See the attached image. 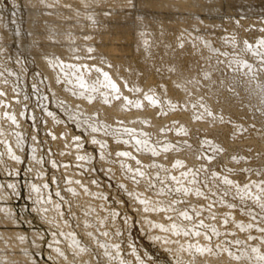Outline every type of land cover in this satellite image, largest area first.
<instances>
[{
  "label": "clouds",
  "instance_id": "9594fccd",
  "mask_svg": "<svg viewBox=\"0 0 264 264\" xmlns=\"http://www.w3.org/2000/svg\"><path fill=\"white\" fill-rule=\"evenodd\" d=\"M100 5L43 0L52 47H0V264H264V36L183 37L246 82L222 141L209 120L224 117L187 86L217 64L186 82L122 74L76 31Z\"/></svg>",
  "mask_w": 264,
  "mask_h": 264
},
{
  "label": "rangeland",
  "instance_id": "374dc122",
  "mask_svg": "<svg viewBox=\"0 0 264 264\" xmlns=\"http://www.w3.org/2000/svg\"><path fill=\"white\" fill-rule=\"evenodd\" d=\"M138 1L140 2L141 0H133V1L132 0H111V1L108 0L106 2L107 4L105 3V6L109 9H116V8H118V7H116V5L118 3L117 6H120L119 7L120 9H122V7H123L122 11H124L126 13H129L132 10V11H134V13L137 16L143 15V17H147V18H149L151 16L150 18H152V19H153L152 16L155 15V17H154L155 19H153V20H158V21L163 22L164 23L163 27H161L160 25H153L149 30H146L144 33H142L141 32L142 25L140 24V22L139 23L136 22L139 26L136 23L134 24L137 26V27L134 26L135 28L134 27H131L129 29L126 28L127 31L124 28H122V30L121 29L119 30V29H114V26H111V28L109 26V28L108 27L102 28V31H100L98 33L101 37H102V35H104V38L106 37V39H105L106 41L103 39V37L100 38V36L98 34H90V33L84 32L83 29L78 30L81 33V34L80 33H78V34L81 36L82 35H85V36L93 35V36H91L92 37L91 41H88V43L95 42V44H96V42L98 41L96 45L102 44L104 47H105L104 43L105 44L107 43L106 49L109 48L108 49V50H110L109 53H112L113 50H114L113 53L117 52L116 54H108L107 55L108 58L111 60L113 67L117 68V69L120 68L119 70L121 71V73L122 72L124 73L125 69L131 68L133 70V78H135V69L138 67H140V68L148 67L150 69V71L145 72V75H144V77H142V79H145L148 82H152L158 73L161 75L166 73L168 66H172V67L175 66V68L178 69L177 76L175 78L178 79L179 81L186 82L187 81L186 78L187 77L189 78L194 74L196 75V79H198V77H199V79H201L202 73H203L201 71L205 70L204 68H206V64L207 65L217 64V61H216V59H209L206 62L205 57L207 56V53L203 50L199 51L200 52L199 53L196 48H194L191 44H189L186 40L183 39V37L189 32H192L194 35H205L207 37H219L220 35H223L227 32L236 31L241 36H247L249 39H252V40H254L257 37L264 36V31H260L261 28H264V11L261 12V10H260V11L256 12L257 10H255V11L253 10V12L250 11L249 13H247V11L245 13H244V11L239 12V10L232 8L234 6V5H231L234 2L232 0H230V1L229 0H217V1L216 0H213V1L206 0L207 2L205 0H203L204 2L202 0H197V2L199 1V3H201L199 6L192 4V3L188 4L187 3L188 1H185V3H187L188 7L189 6L193 7V9H192L193 11L190 9H187V10L186 9H174V8L171 9L170 6L164 7L167 3V0H164V1L156 0V1H159L158 3H160L157 6H155L156 9L154 7H148L147 8L148 10H146L145 6H141L138 4L139 3ZM142 1H146V0H142ZM175 1H177V0H175ZM214 1H216V2H214ZM26 2H28V1L27 0H0V21L3 20V21H7V23H9L7 25L5 24L6 25V27H5V25L3 24L5 22H0L1 23L0 24V32H1L0 47L3 46V43L6 41L4 44H5V46L7 45L6 47L8 48L9 51L7 50L5 52V55H7L9 57H15V56L19 55L21 57H24L25 60L27 61V60L33 58L34 53H36V51L34 50L35 52L33 51V54H32V52H31L32 50L26 48L27 45H28L27 46L28 48H31V41L32 40L29 41L28 37H29V35L31 38H33L34 35L39 37L41 32H40V29H38L32 25L33 23H30L31 21L37 19L36 17H34L32 15V13L35 14V12H36L35 10H37L36 6L38 3L36 5L35 4L28 5V3H26ZM209 2H211V3H209ZM120 3H121V5H119ZM127 3L130 5H127ZM212 3H214V4L216 3L215 6ZM109 4H111V7L112 6L113 7L111 8ZM161 4H162V6H161ZM201 5H202L203 9H202ZM207 5H208V7H207ZM218 5H219V8H218ZM33 6H35V7H33ZM211 6H212V8H209ZM102 7L103 6L101 5L100 8L97 9V11L102 10ZM106 7H103V9ZM144 7H145V9H144ZM162 7H164L165 9ZM167 7H169L170 9ZM204 8H206V10ZM214 8L217 9V11L213 10ZM140 9H141V11H140ZM143 10H144V12H142ZM27 12L28 13L30 12L31 14H29V15L27 14V17H25ZM138 12H140V13H138ZM14 14H16V16ZM157 17L162 18V19H158ZM30 18H32V19H30ZM40 19H42V18H40ZM171 19H173V20H171ZM186 19L189 22L196 20V21H200V22L205 23L204 21H206L205 24H207L208 26L211 27L212 25H210V24H213V25L215 24L217 27L212 29V28H209L206 26L207 28L203 27L202 28L203 30H202L201 28H199V29L194 28L193 29L192 27L189 28L187 26H180L181 24L178 25V23H180V22H184L187 25L188 22L185 21ZM15 20H17V21H15ZM20 21L22 22V24ZM177 21H179V22H177ZM237 21H239V27L237 26V23H236ZM41 22L44 24V22H46V21H41ZM175 22H177V23H175ZM219 23H220V26H219ZM25 24H27V25H25ZM30 25L32 26V28L34 27V30L31 28L32 30L30 29V32H29L28 28L30 27ZM2 27H4V29ZM1 28H2V30H1ZM170 28H171V30H170ZM204 28H205V30H204ZM206 29L207 30L209 29L210 32H208ZM115 31H117V32H115ZM25 32H27V33H25ZM102 32H103V34H101ZM13 33L14 34L16 33V34L14 35ZM136 34H138L139 36ZM125 35H127V39H125ZM1 36L3 37L4 40L2 39ZM7 36H9L8 39H7ZM35 37H34V39H35ZM97 37H99L100 39ZM141 37H142V39H141ZM21 39H22V41H21ZM36 39H37V37H36ZM7 40H8V42H7ZM10 40H11V42H10ZM38 40L40 41L39 44H41L43 47H45V48L46 47L47 48L52 47L51 45L49 46V44L46 42V40L43 39L42 42H41V39H38ZM20 41H21V43L19 44ZM101 41H102V43H101ZM182 41H185L186 44L181 43ZM24 44L25 45L27 44V45L25 46ZM116 44H117V46H116ZM181 44H184L182 48L180 47ZM12 45H14L13 46L14 49L12 48ZM41 45H38V46H41ZM134 46L136 49L137 48H139V49L136 50L134 48ZM17 47H18V50H17ZM117 47H119V48H117ZM123 47H124V49H123ZM140 47L142 49H140ZM111 48L112 49L114 48V49L112 50ZM25 49H27V50H25ZM116 49H118V50L116 51ZM121 49H123L126 53L123 52ZM24 51H26V52H24ZM118 51H120L121 53H119ZM144 52H146L147 54ZM222 68H223L222 65L217 64L216 69L214 71V76H215L214 81H211L212 83H210L208 80H203V84L205 85V87L202 88L199 93H197L196 89L192 88L191 85H187V86L189 88H191V90L197 95H205L206 97H210L211 98L210 102L212 103L213 110L216 112L222 113L223 117L225 116L224 122L221 123V125L219 123L218 124L219 126L218 125L215 126L216 128L214 127L213 129H210V131L212 132L213 135L215 133V136L222 139V141H226L228 133L230 131L236 130L235 128H233V127H235L236 121L242 120L244 118V116L246 115V112H247V110L245 111V113H240L237 111L238 99L234 95V92L229 91L228 88L231 87L234 91H237V90L240 91L241 90L242 93H243V91H245L247 89H246V82L240 80L238 78V76L225 75L224 72L222 71ZM242 84L244 85L243 88H242ZM29 91H31L30 85H29ZM250 97L251 98L248 97V99L253 98L251 95H250ZM214 105H216V106H214ZM225 105H226V107H225ZM228 111H229V113H228ZM232 121H233V123H232ZM252 122L262 126L263 132H261L260 135L264 136V118H260L259 116H254L252 118ZM233 124H234V126L231 127ZM206 125L203 126V124H201L200 128L202 129V127H204L203 129H206V127H205ZM233 129H235V130H233ZM213 130L214 131L216 130V131L214 132ZM250 132L253 134L252 139L250 141H245V142L246 143H259V141L256 140L255 129H250Z\"/></svg>",
  "mask_w": 264,
  "mask_h": 264
},
{
  "label": "bare ground",
  "instance_id": "6f19581e",
  "mask_svg": "<svg viewBox=\"0 0 264 264\" xmlns=\"http://www.w3.org/2000/svg\"><path fill=\"white\" fill-rule=\"evenodd\" d=\"M28 2H26V3H28V5H31V4H37V6H36V9L37 10H35L36 12H35V14H33L32 13V15L34 16V17H36L37 19H35V20H33V21H31L30 23H33L32 25L34 26V27H36V28H38V29H40V35H39V37L38 36H36V35H34V37L36 36L37 37V39H36V37H35V39H34V37L33 38H31L30 37V35H29V37H28V39H29V41L30 40H32L31 41V48H28L25 44V46H26V48L27 49H31L30 51L32 52V54H33V51L35 50L36 51V53H37V51H38V49H45V50H48L49 48H45V47H43L41 44H39V40L38 39H41V42H42V40L44 39L45 40V37L47 36V35H49V34H51L52 33V28H51V26H50V23H46V22H44V24L41 22V21H49L50 22V18L49 17H47V16H45L44 15V11H45V9H44V6H43V0H27ZM108 0H101V5L103 6V7H106L105 6V3L107 2ZM111 1V0H110ZM133 1V0H132ZM142 1V0H141ZM139 2L138 4L139 5H141V6H145L146 7V10H148L147 8L148 7H154L155 9H156V7L155 6H157L158 4H160V3H158L159 1H156V0H146V1H142V2ZM162 1H164V0H162ZM185 1H188L187 3L189 4V3H192V4H195V5H200L201 3H199V1L197 2V0H177V1H175V0H167V3H166V5L164 6V7H166V6H170V8L172 9V8H174V9H190V10H192L193 9V7L192 6H187V3H185ZM203 1V0H202ZM206 1V0H205ZM208 1H213V0H208ZM217 1V0H216ZM216 1H214V2H216ZM230 1V0H229ZM232 1H234L233 2V4H231V5H234L232 8H234V9H236V10H239V12L241 11V12H243L244 11V13L247 11V13H249L250 11L251 12H253V10L255 11V10H257L256 12H258V11H260L261 10V12L262 11H264V1L263 0H232ZM121 2V1H120ZM197 2V3H196ZM204 2V1H203ZM207 2V1H206ZM263 2V3H262ZM109 3V2H108ZM209 3H211V2H209ZM218 3V2H217ZM13 4V3H12ZM17 4V3H16ZM104 4V5H103ZM107 4V3H106ZM115 4V3H114ZM132 4V3H131ZM136 4V3H135ZM163 4V3H162ZM162 4H161V6H162ZM214 6H215V4L214 3H212ZM26 5V4H25ZM100 5V6H101ZM110 5V7H111V4H109ZM116 5V4H115ZM114 5V6H115ZM117 5H118V3H117ZM116 5V7H118V8H116V9H109V8H104L103 9V7H102V10H99L98 12H100V16H99V18H98V25H97V27L95 28V29H93L91 26H89L88 24H87V22H85V26L83 27V31L84 32H87V33H90V34H98L100 31H102V28H109V26H110V28H111V26H114V29H121L122 30V28H124L125 30H126V28L127 29H129V28H131V27H134V26H136V25H134L136 22H140V24L142 25V27H141V32L142 33H144L146 30H149L153 25H160L161 27H163V22H161V21H158V20H153V19H155L154 17H155V15L154 16H152L153 17V19L152 18H150L148 15V17L149 18H147V17H143V15L142 16H137L135 13H134V11H132L131 9V13L129 12V13H126V12H124V11H122V9H123V7H122V9H120L119 7L120 6H117ZM119 5H121V3L119 4ZM127 5H130V4H128L127 3ZM134 5V4H133ZM203 5V4H202ZM202 5H201V7H202ZM205 5V4H204ZM210 5V4H209ZM137 6V5H136ZM206 6V5H205ZM204 6V7H205ZM20 7V6H19ZM18 7V8H19ZM27 7V6H26ZM30 7V6H29ZM33 7H35V6H33ZM38 7V8H37ZM113 7V6H112ZM111 7V8H112ZM140 7V6H139ZM145 7H144V9H145ZM159 7V6H158ZM157 7V8H158ZM164 7H162V8H164ZM207 7H208V5H207ZM206 7V8H207ZM142 8V7H141ZM167 8H169V7H167ZM169 8V9H170ZM199 8V7H198ZM206 8H204L205 10H206ZM209 8H212V6L211 7H209ZM218 8H219V5H218ZM135 9V8H134ZM133 9V10H134ZM165 9V8H164ZM202 9H203V7H202ZM25 10V9H24ZM204 10V11H205ZM213 10H216L217 11V9H213ZM140 11H141V9H140ZM153 11V10H152ZM193 11V10H192ZM210 11V10H209ZM215 11V12H216ZM219 11V10H218ZM222 11V10H221ZM5 12V11H4ZM17 12V11H16ZM32 12V11H31ZM34 12V11H33ZM142 12H144V10L142 11ZM208 12V11H207ZM211 12V11H210ZM255 12V13H256ZM23 13V12H22ZM137 13V12H136ZM138 13H140V12H138ZM189 13V12H188ZM217 13V12H216ZM20 14V13H19ZM27 14L29 15V14H31L30 12L28 13H26V16L25 17H27ZM146 14V13H145ZM144 14V15H145ZM8 15V14H7ZM15 16H16V14H14ZM31 15V16H32ZM151 15V14H150ZM20 16V15H19ZM158 16V15H157ZM11 17V16H10ZM14 18V17H13ZM40 18H42V19H40ZM158 18V17H157ZM156 18V19H157ZM188 18V17H187ZM198 18V17H197ZM196 18V19H197ZM2 19V18H1ZM4 19V18H3ZM30 19H32V18H30ZM44 19V20H43ZM158 19H162V18H158ZM184 19V18H183ZM9 20V19H8ZM171 20H173V19H171ZM202 20V19H201ZM15 21H17V20H15ZM185 21H187V19L185 20ZM0 22H5V23H3L4 25L6 24H9V23H7V21H0ZM21 22V21H20ZM177 22H179V21H177ZM177 22H175V23H177ZM188 23H187V25L184 23V22H180V23H178V25H180V26H187V27H192L193 29L194 28H203V27H205V28H207V27H209V28H215V27H217L215 24L213 25V24H210V25H212L211 27L210 26H208L207 24H205L206 23V21H204L205 23H203V22H200V21H191V22H189V21H187ZM29 23V24H30ZM1 24V23H0ZM21 24H22V22H21ZM28 24V23H27ZM27 24H25V25H27ZM137 24V23H136ZM6 25H5V27H6ZM18 25V24H17ZM20 25V24H19ZM138 25V24H137ZM140 25V26H141ZM203 25V26H202ZM139 26V25H138ZM207 26V27H206ZM219 26H220V23H219ZM34 27L32 28V26L30 25V27L28 28V31L30 32V29L32 28L33 30H34ZM137 27V26H136ZM3 29H4V27H2ZM2 28H1V30H2ZM135 28V27H134ZM172 28V27H171ZM171 28H170V30H171ZM205 28H204V30H205ZM20 29V28H19ZM31 29V30H32ZM79 29H81V28H77L76 29V31H77V33H80L78 30ZM37 30V29H36ZM104 30V29H103ZM203 30V29H202ZM207 30V29H206ZM19 31V30H18ZM108 31V30H107ZM127 31V30H126ZM208 32H210L209 31V29L207 30ZM5 32V31H4ZM3 32V33H4ZM33 32V31H32ZM104 32V31H103ZM103 32L101 33V34H103ZM115 32H117V31H115ZM194 32V31H193ZM24 33V32H23ZM25 33H27V32H25ZM83 33V32H82ZM108 33V32H107ZM200 33V32H199ZM10 34V33H9ZM12 34V33H11ZM14 34V33H13ZM16 34V33H15ZM14 34V35H15ZM81 34V33H80ZM113 34V33H112ZM198 34V33H197ZM210 34V33H209ZM0 35H1V32H0ZM4 35V34H3ZM2 35V36H3ZM99 35V34H98ZM109 35V34H108ZM122 35V34H121ZM136 35H138V34H136ZM1 36V37H2ZM23 36V35H22ZM28 36V35H27ZM82 36H85V35H82ZM90 36V35H89ZM91 36H93V35H91ZM100 36V35H99ZM139 36V35H138ZM137 36V37H138ZM8 37L9 36H7V39H8ZM102 37H103V39L105 40L106 39V37L104 38V35H102ZM101 36H100V38H102ZM5 38V37H4ZM11 38V37H10ZM22 38V37H21ZM58 39L60 38V36H58L57 37ZM97 38H99V37H97ZM99 38V39H100ZM2 39H3V37H2ZM125 39H127V35H125ZM138 39V38H137ZM141 39H142V37H141ZM4 40V39H3ZM2 40V41H3ZM24 40V39H23ZM102 40V39H101ZM1 41V42H2ZM21 41H22V39H21ZM21 41L19 42V44L21 43ZM96 41V40H95ZM100 41V40H99ZM106 41V40H105ZM135 41V40H134ZM6 42V41H5ZM4 42V43H5ZM7 42H8V40H7ZM10 42H11V40H10ZM44 42V41H43ZM98 42V41H97ZM97 42H96V44H97ZM3 43V46H1V47H3V48H5L6 49V51L8 50V48L5 46V44ZM25 43V42H24ZM29 43V42H28ZM101 43H102V41H101ZM146 43V42H145ZM181 43H185V41H182ZM7 44V43H6ZM47 44V43H46ZM90 44H92V45H94L96 48H97V50H98V52L99 53H102L104 56H107L108 54H116V53H113L114 52V48L112 49L113 50V52L112 53H109L110 52V50H108L109 48H107L106 49V44L104 43V45H105V47L101 44V45H96L95 44V42H93V43H91L90 42ZM137 44V43H136ZM140 44V43H139ZM186 44V43H185ZM30 45V44H29ZM38 45H41V46H38ZM44 45V44H43ZM184 45V44H183ZM13 46L14 45H12V48H13ZM19 46V45H18ZM49 46H50V44H49ZM116 46H117V44H116ZM121 46V45H120ZM123 46V45H122ZM137 46V45H136ZM140 46V45H139ZM23 47V46H22ZM30 47V46H29ZM125 47V46H124ZM124 47H123V49H124ZM21 48V47H20ZM24 48V47H23ZM51 48V47H50ZM117 48H119V47H117ZM122 48V47H121ZM130 48V47H129ZM134 48H135V46H134ZM14 49V48H13ZM27 49H25V50H27ZM123 49H121L123 52H125ZM136 49V48H135ZM139 48H137L136 50H138ZM140 49H142L141 47H140ZM16 50V49H15ZM17 50H18V47H17ZM24 50V49H23ZM118 49H116V51H117ZM9 51V50H8ZM22 51V50H21ZM29 51V50H28ZM34 51V52H35ZM132 51V50H131ZM184 51V50H183ZM17 52V51H16ZM24 52H26V51H24ZM119 53H121L120 51H118ZM12 53V52H11ZM22 53V52H21ZM28 53V52H27ZM118 53V54H119ZM126 53V52H125ZM144 53H146V52H144ZM200 53V52H199ZM8 54V53H7ZM17 54V53H16ZM26 54V53H25ZM35 54V53H34ZM147 54V53H146ZM27 55V54H26ZM124 55V54H123ZM144 55V54H143ZM110 56V55H109ZM108 57V56H107ZM24 58V57H23ZM176 61V60H175ZM116 62V61H115ZM177 64V63H176ZM207 65V64H206ZM120 66V65H119ZM175 67V66H174ZM192 68V67H191ZM120 69V68H119ZM205 70H207L206 68H204ZM203 69V70H204ZM204 70V71H205ZM204 71H201V72H204ZM188 72V71H187ZM123 73V72H122ZM187 74V73H186ZM177 76V75H176ZM185 76V75H184ZM214 74H213V77H212V79L211 80H208L210 83H212L211 81H214ZM193 78H196V75L194 74V75H192L191 77H187L186 78V80L188 81V80H191V79H193ZM198 79H199V77H198ZM233 79V78H232ZM238 84V83H237ZM222 86V85H221ZM239 87V86H238ZM213 88V87H212ZM247 89V88H246ZM213 90V89H212ZM240 90V89H239ZM205 91V90H204ZM238 91V90H237ZM241 91V90H240ZM234 92V91H233ZM234 96V95H233ZM249 98H251L250 96H249ZM217 99V98H216ZM228 103V102H227ZM214 106H216V105H214ZM225 107H226V105H225ZM228 107V106H227ZM236 107V106H235ZM216 109V108H215ZM228 113H229V111H228ZM221 115H223L222 113H220ZM225 114V113H224ZM225 117V116H224ZM261 118V117H260ZM228 119V118H227ZM226 119V120H227ZM225 120V119H224ZM262 122V121H261ZM209 123L210 124H212V125H214V127L215 126H217L220 122H218V121H212V120H209ZM232 123H233V121H232ZM201 125V124H200ZM199 125V127H201ZM204 125H206V124H203V126ZM220 125H221V123H220ZM229 125V124H228ZM219 126V125H218ZM226 126V125H225ZM234 126V124L231 126V127H233ZM206 127V129H208V124L205 126ZM213 127V128H214ZM224 127V126H223ZM204 127H202V129H203ZM212 128V129H213ZM216 128V127H215ZM218 128V127H217ZM226 128V127H225ZM229 128V127H228ZM233 128H235V127H233ZM233 130H235V129H233ZM214 131V130H213ZM216 131V130H215ZM214 131V132H215ZM263 132V131H262ZM261 134V133H260ZM214 135H215V133H214ZM222 140V139H221Z\"/></svg>",
  "mask_w": 264,
  "mask_h": 264
}]
</instances>
